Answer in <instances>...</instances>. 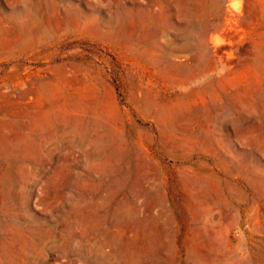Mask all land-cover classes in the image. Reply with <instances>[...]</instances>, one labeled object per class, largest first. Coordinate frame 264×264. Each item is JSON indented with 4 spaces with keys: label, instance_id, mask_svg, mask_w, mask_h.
Returning a JSON list of instances; mask_svg holds the SVG:
<instances>
[{
    "label": "rangeland",
    "instance_id": "rangeland-1",
    "mask_svg": "<svg viewBox=\"0 0 264 264\" xmlns=\"http://www.w3.org/2000/svg\"><path fill=\"white\" fill-rule=\"evenodd\" d=\"M0 264H264V0H0Z\"/></svg>",
    "mask_w": 264,
    "mask_h": 264
}]
</instances>
